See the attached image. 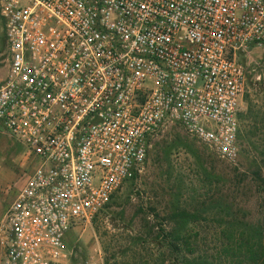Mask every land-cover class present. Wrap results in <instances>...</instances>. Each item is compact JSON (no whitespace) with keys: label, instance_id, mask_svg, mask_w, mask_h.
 Masks as SVG:
<instances>
[{"label":"built area","instance_id":"2783aa9c","mask_svg":"<svg viewBox=\"0 0 264 264\" xmlns=\"http://www.w3.org/2000/svg\"><path fill=\"white\" fill-rule=\"evenodd\" d=\"M0 18V128L29 155L2 264H71L69 232L142 172L165 124L238 154L264 0H0Z\"/></svg>","mask_w":264,"mask_h":264},{"label":"rangeland","instance_id":"374dc122","mask_svg":"<svg viewBox=\"0 0 264 264\" xmlns=\"http://www.w3.org/2000/svg\"><path fill=\"white\" fill-rule=\"evenodd\" d=\"M244 58L249 74L240 102L242 112L247 109L246 94L264 103V89L257 93L254 85L264 78V43L251 47ZM6 70L7 48L0 18V83ZM258 145L252 155L242 153L239 146L236 157L228 159L178 123L163 125L151 139L142 172L126 182L90 223L82 222L69 232L71 264H168L167 252L150 232L149 227L160 222L151 215L153 209L163 215L174 204L191 211L217 205L238 215H263L264 188L259 187L254 172L260 167L264 175V138ZM28 157L25 146L0 128V234L5 210L25 176ZM167 171L171 172L169 179ZM199 230L210 237L213 223L207 218ZM3 258L0 240V264Z\"/></svg>","mask_w":264,"mask_h":264},{"label":"trees","instance_id":"16d2710c","mask_svg":"<svg viewBox=\"0 0 264 264\" xmlns=\"http://www.w3.org/2000/svg\"><path fill=\"white\" fill-rule=\"evenodd\" d=\"M254 85L255 92L260 93L264 89V78ZM245 96L247 109L238 115V143L242 153L252 155L253 149L259 147L258 141L264 138V103L254 100L250 94ZM172 163L171 160L169 168ZM170 173H166L168 179ZM254 173L259 187L264 188L262 169L258 167ZM163 212L161 215L153 209L151 215L160 222L149 228L151 234L155 233L153 238L167 252L168 264H264V214L258 217L238 215L229 207L217 205L191 211L179 204ZM207 213L209 215H203ZM207 218L214 228L210 237L199 230Z\"/></svg>","mask_w":264,"mask_h":264}]
</instances>
